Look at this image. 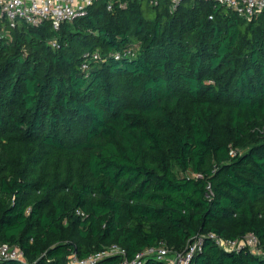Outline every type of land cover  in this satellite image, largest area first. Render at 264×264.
Listing matches in <instances>:
<instances>
[{
    "label": "trees",
    "instance_id": "trees-1",
    "mask_svg": "<svg viewBox=\"0 0 264 264\" xmlns=\"http://www.w3.org/2000/svg\"><path fill=\"white\" fill-rule=\"evenodd\" d=\"M107 1L58 30L0 22V246L23 255L0 264L198 238L189 264H264V11ZM208 234H251L259 252Z\"/></svg>",
    "mask_w": 264,
    "mask_h": 264
},
{
    "label": "built area",
    "instance_id": "built-area-1",
    "mask_svg": "<svg viewBox=\"0 0 264 264\" xmlns=\"http://www.w3.org/2000/svg\"><path fill=\"white\" fill-rule=\"evenodd\" d=\"M98 0H0V22L9 28H15L20 23L31 26L48 21L54 30H58L63 22H71L77 18L84 17L87 10ZM117 1L120 8H125L126 2L122 0H108L107 10H112L114 2ZM151 4L157 5L160 0H149ZM171 10H174L182 0H167ZM218 5L224 6L238 16L251 20L264 11V0H209ZM52 46H55L53 41ZM118 60L120 53L112 54ZM125 57H133L134 49L128 48L123 53ZM86 60L82 64L83 71L88 69L89 63L99 59L98 52L84 54ZM233 154V152H231ZM210 191L209 186L207 187ZM77 215L84 214L77 210ZM214 239L218 246L226 251H239L242 247H248L252 251H258L256 238L248 234L240 240H224L215 234H208ZM201 248V238L191 243L184 252H171L164 247L148 248L138 253L131 260L126 257L125 250L117 245H111L102 251L91 254L85 259H79L75 254L69 258V264H99L107 257L120 256V264H143L147 258L154 257L164 264H189L195 252ZM259 252V251H258ZM261 253V252H260ZM0 260L23 261L21 250L17 246L2 244L0 246Z\"/></svg>",
    "mask_w": 264,
    "mask_h": 264
}]
</instances>
